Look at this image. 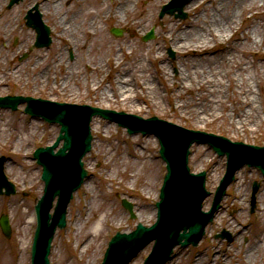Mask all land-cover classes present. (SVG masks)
<instances>
[{
	"label": "rangeland",
	"instance_id": "374dc122",
	"mask_svg": "<svg viewBox=\"0 0 264 264\" xmlns=\"http://www.w3.org/2000/svg\"><path fill=\"white\" fill-rule=\"evenodd\" d=\"M10 1L0 0V96L24 94L124 110L144 117L158 115L188 128L264 145V121L254 128L242 126L237 122L238 118H234L232 110L244 96L239 91L243 84L251 85L253 92L249 94L250 98L257 103H264V81L260 83L256 73L258 70L264 72V0H257L250 8L244 5L237 12L233 31L229 33L231 36L225 39L222 35L216 36L209 42V51H198L193 47L186 49L188 52L172 44L167 30H181L183 27L193 29L198 23L195 20L198 16V20L209 22L210 18H204L205 11L209 16L212 15L210 12L218 8L219 0H202L197 8L192 9H187L186 5L185 10L190 14L187 19L169 14L159 18L162 5L169 0H129L131 7L123 12H118L117 7L119 2L125 0H58L57 4L61 7L59 10L54 8L51 13L42 8L41 2L54 0H20L9 7ZM37 3L45 22L51 25L53 41L50 46L30 50L36 39V31L26 25L25 14ZM64 14L68 18H75L85 46L74 41L70 32L62 33L57 21ZM91 21L98 22L100 26L93 40H89L86 34ZM113 25L128 31L122 36H115L110 31ZM152 27H155L156 37L143 40V35ZM259 33L263 36L262 40ZM169 48L175 51V58L169 55ZM225 51L236 61L250 65L249 72H241L237 68L226 72L227 65L222 66L218 59ZM25 52H29V55L20 59ZM58 55L62 56V64H54ZM205 56L213 58L211 63L214 61V67L219 68L216 78L222 80L224 85L215 98L216 110L213 115L206 119H195L189 115L187 106L202 89L198 83L191 86L186 78L185 85L178 88L176 80L179 74H186L185 64L192 67L193 64L206 62L203 59ZM41 58L43 60L39 61ZM100 59L104 61L101 69L87 70L88 64L99 65ZM187 61L191 63H185ZM70 64L78 66L80 71L74 79L65 77L60 80L61 72ZM134 65L140 69L135 79L129 73H117ZM142 65L146 67L144 70ZM165 65L170 71L169 76H166ZM48 67L50 70H47ZM43 69L47 74L39 78L38 74ZM207 69V76L211 78V69ZM122 74L125 78H131L129 86L135 82L137 97L126 100L121 93L112 95V87ZM145 82L148 85L145 86ZM260 86H263L262 91ZM102 92L108 94L107 99L101 95ZM25 105L21 104L16 111L0 107V155L7 156L5 173L17 187L14 195H0V215L8 213L12 224L11 237H6L0 227V264H31L36 227L35 204L44 190L42 166L36 162L33 152L38 146L53 143L60 130L57 123H48L41 117L26 114ZM233 119L236 121L234 124ZM96 123L100 125L99 131L93 128ZM92 133V149L83 158L88 169L85 182L90 184V188L84 183L75 192L68 206L67 225L58 228L53 239L51 264H101L108 242L117 231L130 232L139 222L149 226L157 218L156 202L160 199V189L167 170L166 162L159 153L157 136L153 133L129 134L125 127L101 115L94 116ZM150 157L158 162L156 176L152 167V196L143 190L150 170L148 166L143 168V165L153 162ZM133 161H137V166L142 170L135 182L132 180L135 179L137 168H125L126 163L130 165ZM189 166L195 173L207 171L206 187L212 192L204 202V208L208 209L226 172V155H218L208 143L196 142L191 146ZM255 181L259 182V189L252 210ZM239 186L244 197L237 202V207L242 208L245 224L241 226L245 229L241 247L237 242L233 243L234 235L229 229L230 238L217 237L223 228L227 229V219L237 217L238 211L232 203V196ZM123 198L133 203L135 217L123 205ZM88 209L91 211L86 218ZM221 215L225 217L221 218ZM93 229L96 230V237L91 247L85 250V241ZM260 239L264 240V174L256 166L246 164L237 170L215 219L208 224L199 244L177 245L167 264H221L222 256L228 257L230 254L232 258L228 261L232 262L229 264H242V252ZM153 245L154 241L141 250L130 264H134V261L142 264ZM255 264H264V260H258Z\"/></svg>",
	"mask_w": 264,
	"mask_h": 264
},
{
	"label": "water",
	"instance_id": "95a60500",
	"mask_svg": "<svg viewBox=\"0 0 264 264\" xmlns=\"http://www.w3.org/2000/svg\"><path fill=\"white\" fill-rule=\"evenodd\" d=\"M19 1L12 0L10 4ZM188 0H172L164 6L160 16L165 12L186 17L183 8ZM37 8V6H35ZM30 9L27 14V24L36 28L38 35L34 46L49 45L51 42L50 28L42 21L41 14ZM120 35L122 30L113 28ZM154 36L153 31L144 38ZM171 51V55L174 56ZM27 101L25 109L32 115H40L49 121L62 124L61 133L53 145L38 148L34 156L43 165L42 178L46 182L45 193L36 204L38 225L35 232L32 259L33 264H50L49 254L57 226L66 225L67 207L74 192L82 185L87 170L84 168L83 156L91 149L92 133L91 119L93 115L117 120L127 126L130 133L142 131L155 132L161 141V154L167 161L168 173L162 189V200L157 203L159 219L150 228L141 223L131 233L117 234L110 241L103 264H128L131 259L152 239L157 238L153 251L145 264H165L170 258L173 247L177 243L187 245L197 244L204 233L206 224L214 218L215 211L220 206L226 188L234 178L235 171L245 162L257 165L264 172V157L243 158L240 156L246 147L252 154L264 153V147L247 145L243 142H232L230 139L200 130L187 129L170 121L153 116L148 119L124 111H116L83 104L55 102L46 99H35L31 96L7 95L0 96V105L17 109L21 102ZM64 139V144L55 152V148ZM209 141L219 154H228V171L221 180L215 200L209 211L202 210L203 199L210 194L205 188L206 171L198 174L190 173L188 156L190 146L194 141ZM264 156V155H263ZM6 158L0 157V193L6 188V193H14L15 185L8 181L4 173ZM254 186V194L258 189ZM58 196L54 215L51 214L54 199ZM124 203L133 212L132 204L124 199ZM4 232L10 235L8 217L1 219ZM227 231H223L222 236Z\"/></svg>",
	"mask_w": 264,
	"mask_h": 264
},
{
	"label": "bare ground",
	"instance_id": "6f19581e",
	"mask_svg": "<svg viewBox=\"0 0 264 264\" xmlns=\"http://www.w3.org/2000/svg\"><path fill=\"white\" fill-rule=\"evenodd\" d=\"M201 1L202 0L190 1L187 5V9L197 8ZM256 1L257 0H219L218 8L212 9V11L210 12L212 15L209 16L207 12L205 11L204 18L206 16L210 18L209 22L198 20L199 18L198 16V18L197 17L195 18L196 22L198 23L195 25L193 29H189V27H183L181 30H177V29L167 30L169 39L175 47H177L178 49L181 48L185 50V52H188L193 47H195L198 51H209V48H208L209 42L212 39L214 40L216 36L218 37L219 35H222L224 39L231 36L229 33L233 31V27H234L233 22L235 21L237 12H240L242 8L244 7V5H246V7L248 8L252 7V5L255 4ZM57 2L58 0L56 1L54 0L51 2L43 1L41 2L43 5L42 8L47 10V12L49 13L54 12L53 10L54 8L55 10H59V7H61L57 4ZM129 7H131L130 1L125 0V1L119 2L117 9H118V12H123ZM60 17L61 18H59V20L57 21V25L62 27V30H63L62 33L70 32L72 36L74 37L73 38L74 41L79 43V45L81 46H85L86 43L82 41L79 35V28L77 27L76 22L74 21L75 18L74 17L68 18L66 14ZM99 27L100 26L98 22L96 21L90 22V26L87 28V32H86L87 36L89 37V40L95 39L94 36L96 37ZM250 32L252 33L253 31L250 30ZM259 35H260V39L262 40L263 36L260 33ZM249 37L252 39L251 35H249ZM104 45L105 43L103 44V46ZM199 46H202V48H199ZM186 49H189V50H186ZM225 52L226 53H221L218 59L221 60L222 66L227 65L226 72L232 71L234 68L239 69L241 72H249L250 65H248L244 61H236L232 56H230V53H227V51ZM203 59L206 62H202V63H198L194 65L193 64L194 58H193L192 67H187V65L185 64L186 74L184 73L179 74V78L176 80L178 88H181L185 85L184 78H186L188 81H190L191 86H194L195 83H198L199 87L202 89L200 90V92L196 93L194 98L191 100L192 101L191 104H188L189 106H187L189 115H193L195 119H206L210 117L211 115H213L214 110H216L215 98L220 93L219 92L220 87L224 85L222 80H218L216 78L218 75L219 68L214 67V64H215L214 61L211 63L213 58H208L205 56L203 57ZM42 60L43 58H41L39 61H42ZM61 61H62V56L58 55L57 61H55L56 63L54 64H62ZM103 62L104 61L100 59L99 65L90 63L88 64L89 67L87 68V70L91 69L93 71L95 68L101 69ZM189 62L190 61H187L185 63H189ZM117 64L118 63H116V65ZM165 67H166V76H169L170 71L166 65ZM207 67L211 69L210 70V75L212 76L211 78L207 76V74L209 73ZM145 68L146 67L142 65V70H144ZM47 70H50V68L48 67ZM121 70H118V71H121ZM139 70L140 69H138V67H135L134 65L132 67L129 66V69L123 68L121 72H117V73H120V74L129 73L130 76H132V78L135 79L138 73H140ZM79 71L80 69L78 66L70 64L66 68H64L63 71L61 72L62 76L60 77V80L64 79L65 77L67 78L71 77L72 79H74ZM256 73H257V76L259 75L258 77L259 82L261 83L262 81H264V72L261 73L260 70H258V72ZM45 74L47 73L45 69H43L42 71H40V74H38V76L39 78H42V77H45ZM134 79H132L133 82H134ZM130 80L131 78H128V77L125 78L123 74L120 75L117 81L115 82V85L112 87V95L115 96V93L120 95L121 93L123 97H125L124 99L126 100L127 99L130 100L133 97H137L138 90H137L136 84L134 82L133 86H129ZM60 82L61 81H59V83ZM144 85L145 86L148 85V82H145ZM260 88L262 91L263 86H260ZM239 91H240V94L244 93V96L243 97L240 96L242 98L240 99V101H237L235 106L232 108L233 113H234V118L237 117L238 118L237 122L240 123L242 126L247 125L252 128H254V126H260L261 123L264 121L263 101H260L259 103H257V101L253 100V98L249 97V94L253 92L251 85L243 84V86L240 87ZM101 95L105 99L108 98V94L104 92H102ZM235 122L236 121L233 119L232 124H234ZM93 128L96 131H99L100 125L96 123L93 125ZM138 153L142 154L143 152H138ZM92 158L93 157L91 156V159ZM150 159L153 162H150V163L147 162V165L146 164L143 165V168H145L146 166L150 168L147 174L148 179L145 181V184H144L145 185L144 187L146 188L143 190L146 194L152 196L154 192L153 191L154 182L152 181V177H153L152 167L154 166L153 170H154V175L156 176L158 162H156L154 157H150ZM148 164L151 166H149ZM137 165H138L137 161H133L132 163H130V165L127 163L125 165L126 166L125 168H127L128 166H134L137 168V170H135V173H134L135 179L132 180V182L137 181L142 174V170ZM109 174L111 175L112 173H109ZM112 177H113V174H112ZM85 186L87 188H90V184H88L87 181L85 182ZM240 186L238 187L237 191L232 196V203L238 211L237 217L239 218H237L236 216H233L232 218H229L226 221L227 229L232 231L234 235L233 243L237 242L239 247H241L242 245L241 237L245 232V229L241 228V226L243 225L245 226V224L243 223L244 221H243L242 215H241L242 208L237 207V202L239 200L241 201L244 197V195L241 194L239 191ZM222 209L223 208H221V210ZM90 211L91 210L88 209V212H86V218L88 217ZM149 216L152 217V214H150ZM222 217L224 218L225 216L221 215V218ZM97 227H99V225H97ZM88 237L89 239H87V241H85V244H84L85 250H88L91 247L90 244H93L92 243L93 238L96 237V230L95 229L90 230ZM230 245H228V248H230ZM230 251H232V248H230ZM222 257H223V262L221 264H229L232 262V261L230 262L228 261L229 258H232L231 254L228 257H226V255H223ZM258 260H264V240L263 239L258 240L257 242L253 243L251 246H248V248L246 247V249L242 252V261H243L242 264H255L257 263ZM134 264H136L135 261H134Z\"/></svg>",
	"mask_w": 264,
	"mask_h": 264
}]
</instances>
